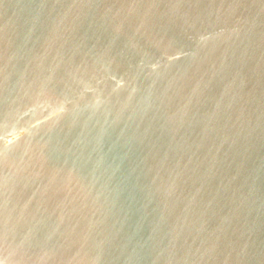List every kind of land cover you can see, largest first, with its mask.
I'll list each match as a JSON object with an SVG mask.
<instances>
[{
	"label": "water",
	"instance_id": "obj_1",
	"mask_svg": "<svg viewBox=\"0 0 264 264\" xmlns=\"http://www.w3.org/2000/svg\"><path fill=\"white\" fill-rule=\"evenodd\" d=\"M0 264H264V0H0Z\"/></svg>",
	"mask_w": 264,
	"mask_h": 264
}]
</instances>
